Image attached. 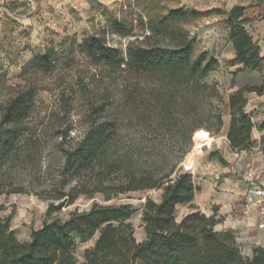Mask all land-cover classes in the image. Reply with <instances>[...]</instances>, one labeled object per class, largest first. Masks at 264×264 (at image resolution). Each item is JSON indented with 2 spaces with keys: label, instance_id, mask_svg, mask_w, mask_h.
<instances>
[{
  "label": "rangeland",
  "instance_id": "1",
  "mask_svg": "<svg viewBox=\"0 0 264 264\" xmlns=\"http://www.w3.org/2000/svg\"><path fill=\"white\" fill-rule=\"evenodd\" d=\"M234 1L0 0V102L10 92L23 87H30L35 93L20 150L16 154L0 155V189H3L0 217L10 218V227L18 239H29L31 231L46 220L66 219L71 211L87 210L94 203H130L134 212L129 221L135 237L138 241L145 238L142 207L147 197L158 201L162 187L120 192L108 198L102 192H95L92 197L80 194L72 203L47 212L51 203L56 205L62 201L54 195L62 190L70 176V172L62 169L64 151L84 135L95 119L108 118L116 122L117 141L140 153L153 156L170 153L178 157L188 149L178 163L183 171L191 172L187 166L189 153L194 159L206 150L207 156L217 153V158L225 155L241 162L237 173L252 170L264 183V143L261 140L255 144L258 147L239 151L222 149L223 155L216 152L213 142L197 147L193 138L197 129L190 133V122L186 118L164 117L153 96L155 82L150 75L126 63L117 66L96 62L83 47L87 37L99 35L107 45L118 47L126 62V44L148 33L149 15L182 6L200 11L178 20L196 36L194 53L207 50L209 55L215 56L212 50L216 41L219 38L229 41L225 10ZM115 21L128 23L132 33L116 32ZM198 33L201 38L197 39ZM158 38L163 39V35L159 34ZM205 45L212 50L203 49ZM223 48V58L205 77L206 81L217 83L223 96L222 118L227 110L225 100L232 90L261 86L264 82L261 72L235 70L233 58H227L230 46L224 44ZM40 54L48 55L51 64L38 63L34 58ZM251 113L264 128V107ZM209 123L203 122L204 125ZM204 129L213 137L221 134L222 127L218 132L213 127ZM223 159L220 162L228 163ZM192 205H177L176 219L180 220L188 209H196L195 204ZM73 238L74 253L81 262L84 249L94 243L95 237L86 241L76 235Z\"/></svg>",
  "mask_w": 264,
  "mask_h": 264
},
{
  "label": "trees",
  "instance_id": "2",
  "mask_svg": "<svg viewBox=\"0 0 264 264\" xmlns=\"http://www.w3.org/2000/svg\"><path fill=\"white\" fill-rule=\"evenodd\" d=\"M245 8L234 4L225 10L228 38L235 53L233 62L241 64L238 70L262 72L264 56L246 28ZM199 12L181 6L149 15L148 33L126 44V62L121 50L107 45L99 35L87 37L83 47L96 62L117 66L126 63L150 75L155 82L153 96L165 118H186L190 133L211 127L218 132L223 125L224 100L217 83L205 80L218 59L207 50L195 54L196 36L178 23ZM114 29L125 34L133 31L122 21H115ZM159 34L163 39L158 38ZM34 59L51 64L48 55L40 54ZM251 91L264 93V84L238 87L228 95L227 141L231 150L248 149L257 143L252 138L255 121L246 110ZM34 94L32 88L23 87L0 102V155L20 150ZM117 134L116 122L95 119L84 135L64 151L62 169L70 176L54 195L62 201L51 203L47 212L72 203L80 194L92 197L102 192L108 198L120 192L162 187L160 199L147 197L142 207L145 238L138 241L135 237L129 221L134 212L130 203H94L87 210H73L66 219L44 221L27 240L17 238L9 217H0V264H264V247H254L250 256L245 255L232 230L215 229L223 219L216 211L207 215L195 210L176 219V206H193L197 189L191 172L178 166L188 149L178 157L170 153L153 156L129 149L117 141ZM260 140L264 143V135ZM75 235L82 241L95 237L94 243L84 249L81 262L74 253Z\"/></svg>",
  "mask_w": 264,
  "mask_h": 264
},
{
  "label": "crops",
  "instance_id": "3",
  "mask_svg": "<svg viewBox=\"0 0 264 264\" xmlns=\"http://www.w3.org/2000/svg\"><path fill=\"white\" fill-rule=\"evenodd\" d=\"M251 1L252 0L238 2L235 0L231 3L229 8L234 4L246 6L244 13V17L247 18L246 28L253 39L259 44L260 53L264 56V0ZM226 34L228 36L229 28ZM198 38H201L200 33L197 35V39ZM216 42L215 50H212L207 45H205L203 49H211L213 54L220 61V58L224 56L223 45L225 44L226 46H230V55L227 58H234L235 53L230 41L226 42L224 38H219ZM233 65L236 66L235 70H238L241 66V64L238 63H234ZM261 74H264V71H262ZM227 100L228 97L225 100L227 110L223 112L221 134L213 137L210 136V139H212L204 143L209 145L213 142L212 144L216 147V152L220 155H223L222 149L225 151H227V149L231 150L227 141L230 121ZM262 107H264V93L258 94L255 91L249 92L247 94L246 110L255 113ZM253 119L255 121V127L252 129V138L259 142L261 136L264 134V128L261 127V123H257L258 121L255 115ZM197 147H195V149ZM200 150H202V147L199 151ZM205 152L206 150L204 153L194 156V159H192V153H189V157L187 156L190 161L187 166L192 172L193 181L197 186L194 198L191 202L195 204L196 209L190 208L184 214L200 210L207 215H211L216 211L223 219L215 225V229L218 231L226 229L232 230L236 235V240L242 252L250 256L254 247H264V217L256 214L255 211L250 209L245 203V182L242 179L243 174L237 173V166L241 164V162H235L233 159H229L223 155L228 162L223 164L220 162L221 160L217 158V153L207 156ZM235 172L236 174H234Z\"/></svg>",
  "mask_w": 264,
  "mask_h": 264
},
{
  "label": "built area",
  "instance_id": "4",
  "mask_svg": "<svg viewBox=\"0 0 264 264\" xmlns=\"http://www.w3.org/2000/svg\"><path fill=\"white\" fill-rule=\"evenodd\" d=\"M242 179L245 182L244 199L246 205L256 214L264 217V183L258 179L252 170L245 171Z\"/></svg>",
  "mask_w": 264,
  "mask_h": 264
},
{
  "label": "bare ground",
  "instance_id": "5",
  "mask_svg": "<svg viewBox=\"0 0 264 264\" xmlns=\"http://www.w3.org/2000/svg\"><path fill=\"white\" fill-rule=\"evenodd\" d=\"M194 141L197 146H201L207 141L211 140L209 132L204 128H198L194 133ZM190 163V161L188 162Z\"/></svg>",
  "mask_w": 264,
  "mask_h": 264
}]
</instances>
